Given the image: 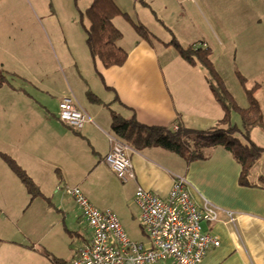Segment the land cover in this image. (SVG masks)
<instances>
[{
    "label": "crops",
    "instance_id": "1",
    "mask_svg": "<svg viewBox=\"0 0 264 264\" xmlns=\"http://www.w3.org/2000/svg\"><path fill=\"white\" fill-rule=\"evenodd\" d=\"M88 1L89 7L92 0ZM124 1L115 0L129 13ZM36 3L42 6L40 0ZM58 8L65 21L79 18L74 0H59ZM1 21L0 37L6 32ZM114 23L123 32L118 44L129 55L121 66L105 67L93 57L85 38L80 41L70 23L64 33L72 46L61 50L64 65H53L51 58H39L38 51L30 48L14 47L9 54L10 48L0 40V68L11 81L0 87V152L15 159L42 192L33 197L0 155V264H69L90 240L92 231L80 205L57 189L61 185L78 186L93 205L114 210L129 236L128 227L137 222L141 236L130 237L147 242L136 190L142 186L166 197L174 174L188 179L198 203L207 200L237 217L231 223L220 212L219 221L209 229L221 244L211 248L200 264H264V154L248 175V184L240 183L241 164L223 146L207 149V158L190 162L161 146L141 150L130 146L135 178L125 183L105 161L111 149L112 111L125 119L170 128L182 124L209 129L224 116L202 65L187 63L177 50L172 54L173 46L165 44L169 40L158 37L157 44L141 38L123 16L115 17ZM177 23H185L183 16ZM168 27L178 38L176 29ZM89 92L99 100H89ZM69 95L93 119L82 129L59 118L60 102ZM151 264L176 263L164 258Z\"/></svg>",
    "mask_w": 264,
    "mask_h": 264
},
{
    "label": "rangeland",
    "instance_id": "2",
    "mask_svg": "<svg viewBox=\"0 0 264 264\" xmlns=\"http://www.w3.org/2000/svg\"><path fill=\"white\" fill-rule=\"evenodd\" d=\"M40 1L41 7H38L36 0H0V19L6 27L0 40L10 48L9 54L13 53L11 49L14 47L22 51L30 48L38 51L36 55L39 58H51L53 65L59 62L64 65L61 50H70L72 46L71 39H66L64 33H68L66 28L69 23L80 41L85 38L80 17L72 16L69 22L65 21L59 16V0ZM136 1L125 0L122 4L135 20H141L149 27L154 33V42L159 44L158 37L170 40L171 34L159 25L151 10ZM147 1L154 6L157 15L168 26L176 29V34L184 46L190 45L191 40V44L201 46L205 42L211 47V59L238 103L247 106L249 100L236 71L241 72L247 79V88H252L259 82L261 88L257 96L264 115V7L260 6L261 0H254L252 5L245 0ZM88 4V0H76V4L74 2L79 16V10L85 11ZM180 16H183L185 23H177ZM84 24L89 25L87 18ZM170 50L172 54L176 53L175 48L171 47ZM232 122L242 126L237 112L233 113ZM251 137L264 144V129L255 127ZM127 231L130 236H141L137 222H133L132 228L128 227Z\"/></svg>",
    "mask_w": 264,
    "mask_h": 264
},
{
    "label": "trees",
    "instance_id": "3",
    "mask_svg": "<svg viewBox=\"0 0 264 264\" xmlns=\"http://www.w3.org/2000/svg\"><path fill=\"white\" fill-rule=\"evenodd\" d=\"M148 7L158 22L169 32L172 38L165 42L173 46L179 55L189 64H200L206 69L207 79L214 98L224 110L223 118L209 129H193L179 124L177 127L146 125L135 117L125 119L112 111L113 134L128 146L141 150L151 146H161L183 157L187 162L207 158V149L223 146L241 164L240 183L248 184V175L257 161L264 154V147L254 142L251 132L255 127L264 129V115L255 93L260 87L256 83L247 88V79L236 71L240 82L246 90L249 104L243 108L226 85L224 77L218 71L211 59L212 50L206 44H190L184 46L166 23L159 18L155 10L145 0H138ZM76 4V0H74ZM80 13V21L85 31V42L91 55L98 58L105 67L121 66L128 59V52L119 46L123 32L115 25L114 18L123 16L136 30L139 36L149 42H154V33L144 23L136 21L123 11L115 0H92L91 5ZM88 19L89 25L84 24ZM10 79L0 68V87L10 84ZM89 100L98 101L92 92L88 93ZM237 112L241 118L242 126L233 124V113ZM1 157L9 164L20 177L33 197L42 194L39 185L10 155L0 152Z\"/></svg>",
    "mask_w": 264,
    "mask_h": 264
},
{
    "label": "built area",
    "instance_id": "4",
    "mask_svg": "<svg viewBox=\"0 0 264 264\" xmlns=\"http://www.w3.org/2000/svg\"><path fill=\"white\" fill-rule=\"evenodd\" d=\"M59 118L74 129H82L92 117L74 96H65L59 105ZM110 152L105 161L122 182L135 178L130 146L109 134ZM58 190L76 199L92 237L78 250L69 264H151L171 258L176 264H200L208 251L221 244L211 225L225 212L227 221L235 223L236 214L205 200L198 203L192 196L188 179L174 174L172 188L166 197L139 186L135 202L147 242L132 239L124 230L117 213L93 205L78 186L61 185Z\"/></svg>",
    "mask_w": 264,
    "mask_h": 264
}]
</instances>
